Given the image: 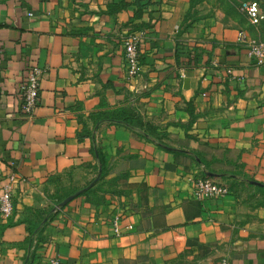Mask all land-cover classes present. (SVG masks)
I'll use <instances>...</instances> for the list:
<instances>
[{"label":"crops","instance_id":"crops-1","mask_svg":"<svg viewBox=\"0 0 264 264\" xmlns=\"http://www.w3.org/2000/svg\"><path fill=\"white\" fill-rule=\"evenodd\" d=\"M189 6L0 0V191L19 176L0 264H264V204L248 184L264 183V63L238 41L240 29L264 41V22L191 23ZM131 31L143 38L129 80ZM33 65L40 99L26 114L18 86ZM98 150L102 200L79 195L41 222L93 178ZM205 170L230 193L194 199Z\"/></svg>","mask_w":264,"mask_h":264},{"label":"built area","instance_id":"built-area-1","mask_svg":"<svg viewBox=\"0 0 264 264\" xmlns=\"http://www.w3.org/2000/svg\"><path fill=\"white\" fill-rule=\"evenodd\" d=\"M241 11L244 12L254 25L262 24L264 21V8L257 0H246L242 2ZM34 16L33 12H28ZM143 35L140 31H131L123 39L125 68L129 80L138 76L141 69L140 46ZM238 41L248 50L251 58L264 63V41L252 39L244 29H240ZM42 69L39 66H31L25 72V77L18 86L22 97V110L26 114H32L39 104L40 81ZM19 181L15 172L7 175L4 185L0 191V220L9 219L14 211L13 190ZM230 193V188L209 177H200L195 180L192 196L194 199L203 201L218 199ZM118 218L113 221L115 230L118 232ZM48 264H61L58 257H52ZM224 264H227L224 262Z\"/></svg>","mask_w":264,"mask_h":264},{"label":"rangeland","instance_id":"rangeland-1","mask_svg":"<svg viewBox=\"0 0 264 264\" xmlns=\"http://www.w3.org/2000/svg\"><path fill=\"white\" fill-rule=\"evenodd\" d=\"M246 0H190L189 18L191 23L205 20L224 26L246 21L247 16L241 11V4ZM264 7V0H257Z\"/></svg>","mask_w":264,"mask_h":264},{"label":"trees","instance_id":"trees-1","mask_svg":"<svg viewBox=\"0 0 264 264\" xmlns=\"http://www.w3.org/2000/svg\"><path fill=\"white\" fill-rule=\"evenodd\" d=\"M242 5V4H241ZM245 14V13H244ZM264 22V21H263ZM262 22V23H263ZM105 120H108V121H112V122H119L121 119L116 117L115 115H110V116H107L106 118H104ZM122 121V120H121ZM82 134H80V137ZM170 151L174 152L176 155H186L188 157H193L195 161H199V156L198 154H196L195 152L193 151H185V150H177V149H171L169 148ZM98 160H99V163L98 165L95 166V174L93 176V178L91 180H89L88 182H86L85 184H83L82 186L78 187V188H73L71 189L70 191H68L67 193H65L59 200H57L55 202V205L53 206V208L50 210L49 214H47V216H45L41 222H44V220L47 218V221L50 220V218L56 214L57 212H59L63 207H59V204L61 203L62 200H64L67 196H69L70 194H73L75 193L76 191L86 187L87 185H89L95 178L96 176L99 174V172H101V177L100 179L98 180V182L93 186L91 187L90 189H87L86 191H84L82 194L80 195H88V196H91V198L95 201H101L103 197H101V195H99V193H97L98 190L101 189V180L104 178V176L106 175L107 173V170H106V166H105V163H104V160H103V155L101 153L100 150H98ZM200 163H203L200 161ZM219 175H215V176H211L208 174V171L205 170L204 173H203V177H209V178H212V179H215L217 178ZM216 180V179H215ZM248 184L251 185L252 187L256 188L258 190V192H260V194H262V197H261V203L264 204V183L262 184H257V183H253L252 181L248 180ZM68 205V204H67ZM66 205V206H67ZM46 221V222H47ZM38 229V226H32V227H29V231H30V234H33L36 230Z\"/></svg>","mask_w":264,"mask_h":264},{"label":"water","instance_id":"water-1","mask_svg":"<svg viewBox=\"0 0 264 264\" xmlns=\"http://www.w3.org/2000/svg\"><path fill=\"white\" fill-rule=\"evenodd\" d=\"M188 79L185 80V83H188ZM211 174V173H210ZM212 175V174H211ZM101 177V172H99V174L96 176V178L86 187L76 191L73 194H70L69 196H67L64 200L61 201V203L59 204V207H64L66 206L68 203H70L73 199H75L76 197H78L80 194H82L84 191H86L87 189H90L91 187H93L98 180ZM253 183H257V184H262L261 182L258 181H252Z\"/></svg>","mask_w":264,"mask_h":264}]
</instances>
